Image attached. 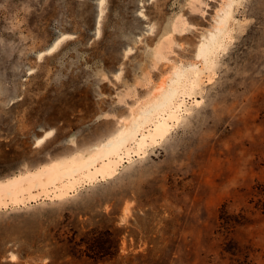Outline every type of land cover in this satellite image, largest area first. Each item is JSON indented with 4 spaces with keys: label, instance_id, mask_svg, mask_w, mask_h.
<instances>
[{
    "label": "rangeland",
    "instance_id": "rangeland-1",
    "mask_svg": "<svg viewBox=\"0 0 264 264\" xmlns=\"http://www.w3.org/2000/svg\"><path fill=\"white\" fill-rule=\"evenodd\" d=\"M220 1L106 0L97 34L98 0H0V178L115 132L195 59ZM229 35L199 102L144 155L0 209V264H264V0H239Z\"/></svg>",
    "mask_w": 264,
    "mask_h": 264
},
{
    "label": "bare ground",
    "instance_id": "bare-ground-1",
    "mask_svg": "<svg viewBox=\"0 0 264 264\" xmlns=\"http://www.w3.org/2000/svg\"><path fill=\"white\" fill-rule=\"evenodd\" d=\"M105 1L98 0L97 34L100 31ZM238 1H220L210 27L206 29L197 46L195 59L186 63H175L170 74L165 76L166 79L156 90L131 107L129 116L122 119L121 126L103 141L91 145L83 152L75 151L51 158L34 167L0 178V209L24 206L41 199H65L82 184L113 177L123 162H128L133 155L141 157L148 147L163 139L180 121L181 115L188 113L186 96L192 97L188 104L199 102L192 93L194 89L200 88L205 71L214 66L218 51L224 48L226 38L231 36L229 23L233 18L234 5ZM170 22L171 29L162 34L163 37H170L177 28L173 19ZM66 36H58L45 51L38 53V57L44 52L56 50ZM152 55L159 58V50L152 51ZM117 74L118 72L115 73ZM209 76L211 74L205 77L210 78ZM51 135V130L45 131L36 138L35 145H40ZM14 259L12 254L11 260Z\"/></svg>",
    "mask_w": 264,
    "mask_h": 264
}]
</instances>
